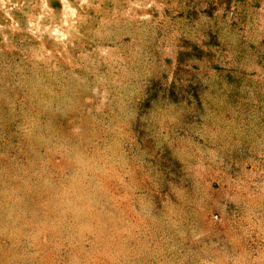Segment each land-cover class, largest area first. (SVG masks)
<instances>
[{"label":"rangeland","instance_id":"374dc122","mask_svg":"<svg viewBox=\"0 0 264 264\" xmlns=\"http://www.w3.org/2000/svg\"><path fill=\"white\" fill-rule=\"evenodd\" d=\"M0 264H264V0H0Z\"/></svg>","mask_w":264,"mask_h":264}]
</instances>
